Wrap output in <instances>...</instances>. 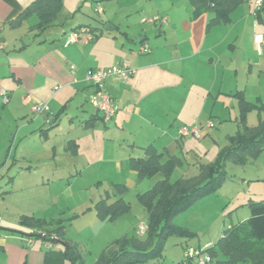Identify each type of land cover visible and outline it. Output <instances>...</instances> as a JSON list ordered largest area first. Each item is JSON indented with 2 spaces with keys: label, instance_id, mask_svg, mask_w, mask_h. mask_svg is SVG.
Wrapping results in <instances>:
<instances>
[{
  "label": "rangeland",
  "instance_id": "rangeland-1",
  "mask_svg": "<svg viewBox=\"0 0 264 264\" xmlns=\"http://www.w3.org/2000/svg\"><path fill=\"white\" fill-rule=\"evenodd\" d=\"M173 1L178 8L189 6L186 0ZM66 2L71 6L74 3L73 0ZM169 2L170 0H79L77 8L72 11L74 16H71V13L66 16L63 11L59 13L58 19L68 25L78 14L85 19L89 18L90 23L98 26L96 33H99V36L108 35L115 40L103 43L98 49L99 52H110L115 51V47L118 49L121 42L125 45L132 44L131 39L136 40L138 35H147L149 42L154 40L158 29L154 23H141V18L156 15L150 8L167 5ZM250 2L253 4L250 5ZM129 4L132 6L129 7ZM96 5H100L102 10L107 9L110 21L107 16L100 15L103 11L99 15L96 14ZM253 10L254 1H244L232 14L233 22L220 27V34L225 36L223 45L217 49L214 62L201 70L197 78L199 83L192 88V110L183 111L185 116L193 119L192 126L200 127L202 136L194 138L190 134L185 141L179 143L180 146L172 149L181 157L183 164L175 167L171 180L198 173L196 162L215 163L220 151L231 143V135L243 132L244 125L257 124L260 116L264 118V106H261L245 113L243 119L244 113L238 100L231 94L237 89L243 90L246 99L257 101L258 104L264 101V40L260 52L253 41L254 33H262L264 37V13L263 19L258 20ZM100 17L106 21L104 24ZM63 30L60 29V35L63 34L65 39ZM213 80L215 88L209 93L207 87ZM85 105L92 109L88 103ZM22 117H16L0 107V163H4L0 172V190L7 189L6 170L13 156L19 163L16 162L10 167L9 174L16 172L18 164L31 163L33 175H50V179L54 178L47 189L33 190V195L39 194L40 191L45 195L44 199L50 211L47 217L62 216L66 219L67 237L75 242L78 252V260L72 264L94 263L103 248L118 238L135 234L145 236L136 226L140 221L147 222L148 217L146 209L137 198V193L149 188L161 175L136 179L134 183L128 184V189L123 192L118 189L117 183H127L126 179L132 176L128 164H125L127 143L122 141L120 131L107 130L105 137L110 139L102 134L106 126H114V121H104L100 118L95 123L103 126L99 131L98 127H91L86 131L78 128L76 121L70 122V118L64 114L57 120L55 129L46 131L49 132L47 137L43 129L34 131L30 128H20ZM208 122L212 125L204 127ZM185 127L190 128L187 125ZM71 134L78 136L80 143L78 153L74 156L64 152L61 142ZM168 139L164 135L161 136L157 145L162 146ZM53 145L56 147L54 156L52 150L50 151ZM117 161L122 163L117 165ZM223 169L225 172L216 187L172 217V223L182 227L184 232H168L161 241L159 256L132 264H179L184 252L183 245L196 247L200 244L204 247L211 244L217 239L222 227L243 220L251 214L248 204L243 203H247L248 199H264V148L256 156L248 155L246 159L244 156L242 161L226 157ZM74 171L76 174L67 181L68 175ZM19 178L17 177V180ZM17 180L15 179L14 183L18 182ZM30 193H5L4 196L11 194L10 199L16 202L11 204L8 213L16 216L19 207L26 204L29 196H33ZM107 194L111 195L110 201L121 194L124 200L130 202L129 210L114 220L98 219L93 204ZM207 241L209 242L206 243ZM65 264L71 263L65 261Z\"/></svg>",
  "mask_w": 264,
  "mask_h": 264
},
{
  "label": "crops",
  "instance_id": "crops-1",
  "mask_svg": "<svg viewBox=\"0 0 264 264\" xmlns=\"http://www.w3.org/2000/svg\"><path fill=\"white\" fill-rule=\"evenodd\" d=\"M31 1L0 0V22L2 23L0 107L3 111L8 110L16 117L23 116L20 120L22 122L20 128H30L34 131L43 129L47 137H49V132L46 131L55 129L57 120L61 119L64 114L70 118V122L76 121L78 123L77 127L80 129L87 131L91 127H98L99 131L103 126L95 124L100 119V114L87 100V96L93 88L85 80V75L90 70L108 68L121 60H125L134 69L133 74L125 81L107 78L104 82V90L114 98L117 110L111 118L114 121V126L111 128L106 126V130H102V134L105 137V132L109 129L120 131L122 141L127 143L125 145V164H128L131 176L135 177L129 176L126 179L128 180L127 183L117 184H121L128 189V184L135 182L137 173L129 166V158L143 156V148L149 144H153L158 152L163 153L162 161H165L168 155H175L180 160L176 166L183 164L181 157L172 151L189 136L178 137V130L185 125L194 126H192L193 119L191 120L190 117L185 116L183 111L192 110V88L199 83L197 78L200 76L201 70L214 62L217 49L223 45L225 36L220 34V27L233 22L232 14L242 3L231 13L229 23L209 25V19L212 17L211 12L201 11L194 14L193 6L189 4L188 0L186 1L189 6L186 8H178L175 6V2L170 0L167 5H156L150 8L154 12L153 14L167 17V24H154L155 28L158 29L156 31L157 37L154 40L149 42L147 41V35H138L136 40L131 39L132 44L130 45L121 42L118 49L114 48L115 51L99 52L98 49L103 43L115 42V40L108 35L99 36L98 33L91 42L65 44L63 34L60 35V29L63 30L66 26L63 30L64 35L71 29L82 25L90 26L95 32L98 29L97 25L90 23L89 18L81 17V14H78L77 18H74L68 25H65V21L60 22L58 19L59 13L63 11H65L66 16L70 13L72 16V11L77 8L79 0H73L72 6L66 2L67 0H62V4L55 13L52 22L42 28L37 26L38 17L34 13L25 18L17 19ZM251 3L253 4V2H250V5ZM128 6L132 5L129 4ZM102 11L101 14L95 12L98 15L107 16V20L110 21V14L107 15V9ZM263 13L264 10L260 11L258 16L255 15V17L262 20ZM66 16L64 17L66 18ZM89 17L91 18L90 15ZM101 20L103 24L106 22L103 19ZM137 43L139 44L137 45ZM142 43L149 46V52H138V48ZM229 47L231 48L232 45ZM71 65L75 67L74 74L70 72ZM206 77L208 76L206 75ZM214 80L207 87L209 93L215 88ZM58 84L60 88L54 90V86ZM1 91L5 94L3 95ZM231 94L237 98L239 107L241 96L246 101L258 104L257 101L246 99L243 90L237 89ZM4 96L7 97L6 101ZM34 102H46L50 107V111L33 113L31 105ZM86 103L92 109H88ZM261 103H264V101H261ZM163 135L165 138H169V141L162 146H158L157 142L161 140ZM105 138L110 139L109 137ZM61 142L66 154L74 156L78 153L80 146L78 136L71 134L63 138ZM55 148V145H53L50 151L53 152ZM6 156L8 155L6 154ZM52 156H54V152ZM16 160L13 156L6 170L8 175L6 191L0 190L2 195L0 200V264H46V250L62 248V243L55 241L51 248L45 247L42 239L35 235L36 228L20 223V216L33 215L46 219L58 218L47 217L50 211L47 208L46 199H44L45 195L41 191L39 194L33 195V192H35L33 190L47 189L54 178L50 179V175H33L31 163L18 164L16 172L9 174L10 167L18 162ZM119 163H122V161L116 162L117 165ZM3 164L0 163V172ZM199 165L196 162L198 169ZM75 174L74 171V173L68 175L67 181ZM157 174L161 175V173L155 175ZM17 177H20L19 180H17ZM160 178H162V175L158 179ZM15 179L18 181L17 184L14 183ZM20 191H29L33 196H29L26 199V204L19 207L17 215L12 216L8 213V210L11 204L16 202L10 199L11 194L6 196L4 194ZM144 191L138 192L137 196ZM106 196H108L107 201L109 203L119 197L123 199L121 194L111 201L109 198L111 195L107 194L103 197ZM54 197L53 199L56 200ZM248 201L243 204H248ZM128 203L130 204V202ZM59 217L62 218V216ZM63 220L65 238L74 245L75 242L67 237L66 219L63 218ZM30 236L34 237V242L31 245L27 244V238ZM186 246L187 244L183 245V249ZM196 247L203 246L197 244ZM65 261L69 263V261ZM65 261L62 264H65Z\"/></svg>",
  "mask_w": 264,
  "mask_h": 264
},
{
  "label": "trees",
  "instance_id": "trees-1",
  "mask_svg": "<svg viewBox=\"0 0 264 264\" xmlns=\"http://www.w3.org/2000/svg\"><path fill=\"white\" fill-rule=\"evenodd\" d=\"M188 2L193 6L194 14L201 11L211 12L212 17L208 22L211 25L229 23L231 13L244 0H188ZM61 4L62 0H32L17 19L34 13L38 17L37 26L42 28L52 22ZM97 35L98 33L95 32V37ZM239 103L244 113L243 119H245V113L254 107L264 106V103L256 104L246 101L242 96L239 98ZM263 148L264 118L259 117L257 124L244 125L243 132H236L231 136V143L220 151L215 163L200 164L199 172L195 176L171 180V174L180 162L179 158L168 155L167 159L162 161L163 153L158 152L153 144L145 146L143 156L129 158V166L136 171L138 180L156 173L162 175V178L155 181L148 190L137 196L148 215L145 236L135 234L116 239L102 250L92 264H132L159 256L161 241L168 232H184L182 227L172 223V217L216 187L225 172L224 159L233 157L242 161L244 156L245 159L248 155L256 156ZM116 185L122 192L126 189L121 184ZM107 199L108 196L103 197L94 204L95 214L101 220H114L130 208V204L121 197L110 203ZM248 206L251 214L247 218L222 227L217 239L205 247L204 250L211 256L210 264H236L237 262L264 264V200L250 199ZM63 221L61 217L46 219L33 215L20 216V223L35 227L36 231L55 233L57 236L55 241L62 243V248L46 250V264H62L65 260L72 264L78 260L75 246L65 238ZM36 231L35 235L38 237ZM179 264H182L181 260Z\"/></svg>",
  "mask_w": 264,
  "mask_h": 264
},
{
  "label": "built area",
  "instance_id": "built-area-1",
  "mask_svg": "<svg viewBox=\"0 0 264 264\" xmlns=\"http://www.w3.org/2000/svg\"><path fill=\"white\" fill-rule=\"evenodd\" d=\"M264 10V0H254V10L253 14L256 15L260 11ZM95 11L97 13L102 12V8L100 5L95 6ZM142 23H154L165 25L167 24V17L159 14L143 17L141 18ZM1 32H2V23L0 22V45L2 43L1 40ZM95 39V31L88 25L78 26L76 28L71 29L65 34L64 43H80L85 44L91 42ZM264 40L262 33H254L253 41L257 46L258 52H260V46ZM150 48L146 43H142L138 48V52H149ZM70 72L72 74L75 73V67L73 65L70 66ZM134 72V69L131 68L125 60H121L114 64L111 67L104 69H93L88 71L85 75V80L91 85L93 90L88 94L87 100L88 102L97 109L101 118L104 121L111 119L116 113L117 106L115 104L114 98L109 95L104 90V82L107 78H114L119 81H125L128 79ZM60 88V85L54 86V90ZM4 95L5 93L1 91ZM4 100H7V97L4 96ZM31 110L33 113H41V112H49L50 107L46 102H34L31 105ZM212 124L210 122L206 123L204 127H210ZM192 134L195 138H200L202 133L200 131V127H181L178 130V137L186 136ZM2 195L0 194V200ZM148 228L147 222L140 221L137 224V230L144 234ZM38 237L42 239V242L45 247L51 248L54 241L57 239L55 233H47L45 231H36ZM34 242V237L30 236L27 238V244L31 245ZM210 245L206 244L204 247H193L187 246L184 248L183 256L181 259L182 264H210L211 256L204 250L206 246Z\"/></svg>",
  "mask_w": 264,
  "mask_h": 264
}]
</instances>
